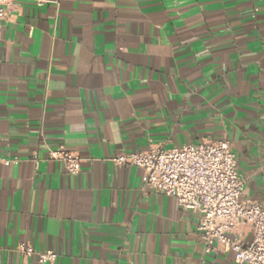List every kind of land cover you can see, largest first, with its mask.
I'll use <instances>...</instances> for the list:
<instances>
[{
	"label": "crops",
	"instance_id": "crops-1",
	"mask_svg": "<svg viewBox=\"0 0 264 264\" xmlns=\"http://www.w3.org/2000/svg\"><path fill=\"white\" fill-rule=\"evenodd\" d=\"M0 26V264H239L107 161L226 139L264 197V0H12ZM80 158L66 173L50 152ZM243 231L244 228H241ZM251 235H245L246 241ZM53 250V263L22 256Z\"/></svg>",
	"mask_w": 264,
	"mask_h": 264
},
{
	"label": "built area",
	"instance_id": "built-area-1",
	"mask_svg": "<svg viewBox=\"0 0 264 264\" xmlns=\"http://www.w3.org/2000/svg\"><path fill=\"white\" fill-rule=\"evenodd\" d=\"M11 2L0 0V26ZM260 119L264 124V113ZM50 158L61 161L70 175L80 170L79 156L63 146L51 151ZM107 161L141 168L143 188L172 197L181 210L195 213L204 253L221 250L231 252L239 264H264V197L241 198L245 178L237 170L235 153L226 139L175 148L152 145L110 156ZM10 162L0 158V164ZM245 235H251L250 240L246 241ZM17 250L22 256L35 254L40 263H53L57 258L53 250L35 251L27 242Z\"/></svg>",
	"mask_w": 264,
	"mask_h": 264
}]
</instances>
